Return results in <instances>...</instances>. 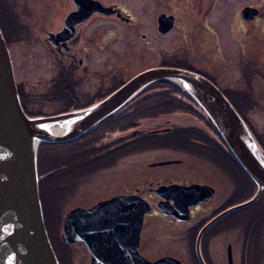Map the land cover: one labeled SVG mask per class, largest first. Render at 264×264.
<instances>
[{"label":"flooded vegetation","instance_id":"obj_1","mask_svg":"<svg viewBox=\"0 0 264 264\" xmlns=\"http://www.w3.org/2000/svg\"><path fill=\"white\" fill-rule=\"evenodd\" d=\"M94 1L108 8L109 13L94 6L88 15H84L79 12L77 0L17 3L18 37L11 39L8 47L18 94L28 115H50L89 106L140 71L166 66L164 61L174 56L173 62L180 64L176 67L191 68L189 70L204 75L221 91L232 86V90L242 92L245 99H248V92L256 94L252 95L255 101L243 103L249 110L241 116L264 154V121L257 123L256 130L250 117L257 111L264 115L263 74L255 75L249 82L245 70L240 85L220 84L217 64L224 62V56L212 46L215 35L200 33L206 24L200 18L212 10L214 0H153L159 5L154 14L155 33L166 37L179 27L182 36L177 45L161 52L158 62L151 63L145 56L134 62L132 68L123 60L110 65L103 59L105 48L118 54L117 50L124 47L112 45L116 32L110 27L113 25L105 26L104 23L137 26L138 16L123 2ZM247 6L255 7L257 15L250 21H242L244 31L250 27L249 23L253 22V27L257 25L264 10L263 4ZM161 14L174 18L172 27L164 34L158 29ZM207 28L211 27L207 25ZM251 30L252 27L243 32L242 39L251 37L248 36ZM139 34L152 42L149 32L140 31ZM12 44H17L21 51L33 44V58L25 52L18 63L12 53ZM38 57L46 65L39 66L43 70L31 76L28 64L30 61L35 63L33 60ZM250 59L263 66L264 52L252 54ZM18 66L22 68L16 70ZM242 76L246 77L242 79ZM181 92L176 86L152 84L73 141L41 145L38 150L39 196L47 217L63 221L67 212L75 207L89 208L118 196L137 198L150 208L143 213L137 240L126 231L116 236L117 258L120 249L125 256L123 263L129 264L128 252L135 250L144 259L171 255L186 264L177 253L188 247L183 244V239L190 236L189 249L194 252L195 263L200 264L195 251L198 232L208 220L228 207L217 212L212 209L214 216L205 221L207 216L203 218V215L228 199L227 195L232 192V171L241 180L235 190L248 182L244 170L233 164L231 152L203 110ZM163 93H169L170 98L178 97L177 101L166 103L165 112L161 110L166 107L165 103L162 107L149 100ZM194 163H197V170H194ZM191 185H204L213 192L205 195L181 188ZM176 186L179 187L177 191L170 188ZM223 217L200 237L199 248L205 264H219V258H224L226 264H264V198L259 200L241 228L232 229ZM149 228L157 231L158 243L154 247L165 251L153 249L147 233ZM81 246L85 250L82 264H89L88 246L85 242H81ZM245 246L248 247L244 252L238 251ZM101 264L109 262L102 261Z\"/></svg>","mask_w":264,"mask_h":264},{"label":"water","instance_id":"obj_2","mask_svg":"<svg viewBox=\"0 0 264 264\" xmlns=\"http://www.w3.org/2000/svg\"><path fill=\"white\" fill-rule=\"evenodd\" d=\"M77 3L81 8L79 12L84 15H88L94 6L109 13V9L103 8L98 1L77 0ZM255 15V7L245 6L241 9L240 16L244 21L252 20ZM173 20L171 15H159L158 29L161 34L172 27ZM158 81L171 82L199 105L256 186V192L250 199L220 212L199 230L195 251L199 263L205 264L199 248L203 232L224 215L252 204L264 192V154L247 123L224 93L200 73L160 65L140 71L89 106L50 115H28L21 104L11 53L1 28L0 264H60L46 230L39 196V147L42 144L73 141ZM170 188L177 191L179 187ZM181 188L205 195L213 192L212 188L204 185ZM149 208L148 204L129 196L113 197L89 208L75 207L63 219L62 235L67 243L87 244L89 264H101L102 261L124 264L125 256L120 249L117 258L115 238L118 233L126 231L137 240L143 213ZM128 260L129 264H183L171 256L148 261L135 250L128 252Z\"/></svg>","mask_w":264,"mask_h":264},{"label":"rangeland","instance_id":"obj_3","mask_svg":"<svg viewBox=\"0 0 264 264\" xmlns=\"http://www.w3.org/2000/svg\"><path fill=\"white\" fill-rule=\"evenodd\" d=\"M30 0H8L9 6H16V4L19 2H27ZM110 2L116 1V2H123L125 5L129 6L133 13L138 16L139 21L137 26H129L126 24L118 25L115 22L108 23V21H105L104 25H113L110 26L114 28V31L116 32V36L111 40V43L113 45H121L124 47H119L121 50H117L118 54L116 52H113V50L104 49L102 56L105 61L108 62V64L113 65L116 61H122L126 64H130L131 68L133 67V63L136 61H139L141 57H148V60H151V63L158 62L159 56L161 55V52L163 50H170L175 45L178 44V41L181 39L182 31H180V28H175L169 35L166 37L159 36L154 31V14L159 10L158 3H154L153 0H108ZM11 2V3H10ZM264 5V0H214V5L212 10L207 13L204 17L200 18L204 24L205 27L204 30H201L200 33H210V35L215 37V44L212 40V46L214 45L216 49L220 50V53L224 56V62L221 64H217V67L219 66L218 73L220 75L221 85L222 86H229L231 83L238 84L239 80L241 78V74H243L242 70V60H243V54H253L256 48V44L260 46V44L264 43V10L261 12L262 19L257 21V25L253 27L252 23H249V28H246L244 31L242 29V18L240 16L241 9L247 5ZM169 6V5H168ZM8 3L4 0L2 2L0 1V10L2 11V21L3 26L6 27L7 33H14V22L18 19V14H16L13 10H8ZM170 7V6H169ZM168 7V10L170 9ZM7 11L4 15V11ZM179 12V10H178ZM202 15V14H201ZM183 21V19H182ZM207 25H209L211 28H207ZM252 27L251 32L249 33L246 40L242 39V33L246 32ZM14 31V32H13ZM149 32V36L153 37L152 42H147L144 38H142L139 34V32ZM252 31L254 33H252ZM244 34V33H243ZM18 36H15L16 38ZM178 38V40H177ZM251 38V40H249ZM260 39L262 41H260ZM109 45V41L107 42ZM13 50L12 53L14 55L15 60L20 63L21 59L24 57L23 53H27L30 58H33L34 55V45L30 44V46L23 49V51L18 49V45L15 44L12 46ZM215 51V50H214ZM241 53V54H240ZM219 57V54L218 56ZM43 59L35 58L33 62L30 61L28 64V68L31 70V76L36 75L39 71H42V67L46 65V62L42 61ZM42 61V62H41ZM41 62V63H40ZM40 63V64H39ZM135 65V64H134ZM42 66V67H39ZM166 66L169 67H176V65L167 64ZM38 67V68H37ZM21 69L22 66L16 67V70ZM134 76V75H133ZM132 76V77H133ZM131 77V78H132ZM232 84V85H233ZM255 94V93H253ZM256 95V94H255ZM189 110V109H188ZM254 110V109H252ZM188 117V115H187ZM252 122L255 125V129L257 130V123L264 121V115H261L260 112H253L250 115ZM113 117H111L109 120H111ZM59 144V143H57ZM188 166L182 168L186 169ZM194 170H197V163H194ZM232 170V169H231ZM232 192H230L227 195L226 201L224 200L222 203L218 204L215 208H211L208 211H206L205 215H203L204 221L207 220L210 217L214 216V213L219 211V209L223 207H231L237 204H240L246 200H248L253 194H255L256 190L251 186V184L243 185V188L237 189V186L241 184L240 176L235 173V171H232ZM125 183V182H124ZM255 190V192H254ZM264 198V192H262L256 201L259 202V200H262ZM253 202L252 205L250 204L247 207L241 208L239 210L233 211L229 214H227L225 217L222 218L223 221L228 223L232 229H237L243 227V222L246 219L249 214H253V212L256 209V206L258 202ZM221 205V206H220ZM220 206V207H219ZM218 207V209H216ZM215 209L216 211L213 213L211 210ZM211 211V212H210ZM216 216V215H215ZM209 221V220H208ZM207 221V222H208ZM206 222V223H207ZM205 223V224H206ZM52 227V226H51ZM210 227V226H209ZM214 228V227H213ZM58 229H55L60 232V237L64 240L62 235V226L58 225ZM55 231V232H57ZM156 229L153 230V228H149L147 230V233L150 235L152 239V246L153 249H155L157 252L159 251H165V249L155 248L154 245L158 242L156 239ZM190 236L185 237L183 244L185 246H188L184 252L177 253L180 255L183 259V261L186 264H196L194 259V252L190 251L189 241L192 240V238H189ZM154 238V242H153ZM251 240H248L249 242ZM66 242V241H65ZM248 246L239 248V252H244L247 249ZM67 248L71 252V261L68 264H72V260L74 259L75 264H82L83 259H85V250L84 247L81 246V243H69L67 245ZM201 253V251H200ZM234 255V254H233ZM238 255V253L236 254ZM168 256V255H166ZM171 256V255H169ZM202 256V254H201ZM235 256V255H234ZM163 257V256H161ZM172 257V256H171ZM160 258V257H159ZM203 258V257H202ZM148 261H154L149 260ZM204 260V259H203ZM221 260L219 264H226V261L224 258H219ZM205 262V260H204ZM209 264H211L209 262Z\"/></svg>","mask_w":264,"mask_h":264},{"label":"trees","instance_id":"obj_4","mask_svg":"<svg viewBox=\"0 0 264 264\" xmlns=\"http://www.w3.org/2000/svg\"><path fill=\"white\" fill-rule=\"evenodd\" d=\"M0 1L2 2V0H0ZM4 1H6L8 3V7H7L8 10H11V11L13 10L16 14H18L17 6H12L11 7V6H9L8 0H4ZM6 12L7 11L5 10L4 11V15L6 14ZM1 15H2V11L0 10V28H1V31H2V34L4 36L5 41H6L7 45L9 46L11 39H13L16 36V31H18L19 27L17 25V22L15 21L14 24H13L15 32L13 31L14 33H9L8 34L7 30H6V27L3 26V21H2ZM260 41H262V40L260 39ZM258 52H264V43L260 44V46L256 44V48H255V51L253 52V54H257ZM250 53L249 54H245V53L243 54L244 58H243L242 63H241L242 64V70H243L242 72L244 74L245 70L248 71V81L249 82L251 81V78L255 77V75L257 76V74L262 73L263 74V82H264V64H263V66L257 65L255 61H252L250 59L251 56H252V54L250 55ZM173 59H174V56H172V57L169 56L168 59L166 61H164L163 64L180 65L177 61L173 62ZM189 69H191V68H189ZM243 77H246V76H242V79H243ZM242 79H241V82H242ZM154 84H162V85L174 86L171 82H168V81H158V82H156ZM238 85H240V82L238 83ZM232 88H234V87L230 86V88L229 87L228 88H223L222 92L224 93V95H226V97L232 103V105L237 110V112L240 115L243 116L244 112L249 110V108H247L245 106V104H243V103H246V101L247 102L255 101L256 98L252 97V95H254L253 93L248 92V93H246V96H247L248 99H245L243 97V93L242 92L236 91V89L232 90ZM167 94H169V93L158 94L157 97L149 98V100L151 99V101H156V104L159 105V106H162V107L164 106V105H162L163 103L166 104L169 101H172V100L177 101L178 100V97L170 98V97H168ZM181 94H183V91L181 92ZM160 95H163V96L160 97ZM187 99L191 100L190 98H187ZM151 105L155 106L154 103H151ZM167 105L168 104H166V107H163L161 110L165 112L167 110ZM231 157H232L233 164L235 166L241 168L239 163L236 161V159L233 157L232 154H231ZM241 170H242V168H241ZM245 177L247 179L248 184H251V186L253 188H255L254 183L251 181V179L246 174H245ZM43 215H44V222H45L46 230L48 232V236H49L50 242H51L52 247H53V249H54V251L56 253V256H57V258L59 260V263L60 264H68V263H70V261H71L70 253L71 252L67 248V245L69 243L65 242V240H63L60 237V235H59L60 232L58 233V231H57V230H59L58 229V225L62 226V220H51L49 217H47V214L45 213V205H44V209H43ZM55 229H57V230H55ZM55 231H57V232H55ZM72 264H75L74 259L72 260Z\"/></svg>","mask_w":264,"mask_h":264},{"label":"bare ground","instance_id":"obj_5","mask_svg":"<svg viewBox=\"0 0 264 264\" xmlns=\"http://www.w3.org/2000/svg\"><path fill=\"white\" fill-rule=\"evenodd\" d=\"M42 145H44V144H42ZM39 150V149H38Z\"/></svg>","mask_w":264,"mask_h":264}]
</instances>
